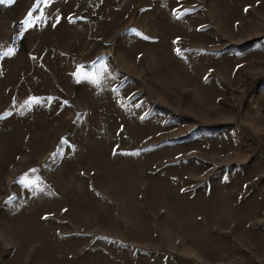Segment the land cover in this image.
Instances as JSON below:
<instances>
[{
	"label": "rangeland",
	"instance_id": "obj_1",
	"mask_svg": "<svg viewBox=\"0 0 264 264\" xmlns=\"http://www.w3.org/2000/svg\"><path fill=\"white\" fill-rule=\"evenodd\" d=\"M99 1L0 0V264H264V0Z\"/></svg>",
	"mask_w": 264,
	"mask_h": 264
},
{
	"label": "snow or ice",
	"instance_id": "obj_2",
	"mask_svg": "<svg viewBox=\"0 0 264 264\" xmlns=\"http://www.w3.org/2000/svg\"><path fill=\"white\" fill-rule=\"evenodd\" d=\"M30 16H31V13H29V17H30ZM23 23L27 24V23H29V21H28V20H25V21H23ZM178 54H179V52H178ZM81 77H82L83 79L89 80V81L92 82V83H95V82H96V78H95V75H94V74L81 73L80 76H78V81H79V79H80ZM33 99H34V98H33ZM20 182H21V183H26V180H25V179H22Z\"/></svg>",
	"mask_w": 264,
	"mask_h": 264
},
{
	"label": "built area",
	"instance_id": "obj_3",
	"mask_svg": "<svg viewBox=\"0 0 264 264\" xmlns=\"http://www.w3.org/2000/svg\"><path fill=\"white\" fill-rule=\"evenodd\" d=\"M87 1L89 3V13L91 15L99 10L100 8L99 0H87Z\"/></svg>",
	"mask_w": 264,
	"mask_h": 264
},
{
	"label": "water",
	"instance_id": "obj_4",
	"mask_svg": "<svg viewBox=\"0 0 264 264\" xmlns=\"http://www.w3.org/2000/svg\"><path fill=\"white\" fill-rule=\"evenodd\" d=\"M44 161H45V159H43V161L41 162V164H43V163H44Z\"/></svg>",
	"mask_w": 264,
	"mask_h": 264
}]
</instances>
